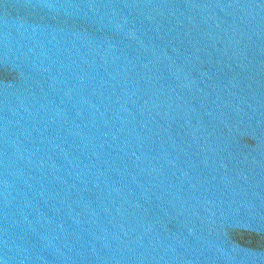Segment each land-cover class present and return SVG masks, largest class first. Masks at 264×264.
Masks as SVG:
<instances>
[{"label": "water", "instance_id": "1", "mask_svg": "<svg viewBox=\"0 0 264 264\" xmlns=\"http://www.w3.org/2000/svg\"><path fill=\"white\" fill-rule=\"evenodd\" d=\"M0 264H264V0H0Z\"/></svg>", "mask_w": 264, "mask_h": 264}]
</instances>
